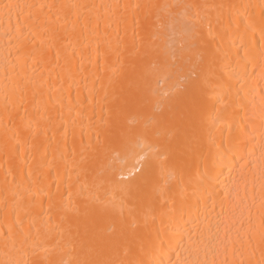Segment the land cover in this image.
<instances>
[{"label": "bare ground", "instance_id": "1", "mask_svg": "<svg viewBox=\"0 0 264 264\" xmlns=\"http://www.w3.org/2000/svg\"><path fill=\"white\" fill-rule=\"evenodd\" d=\"M0 264H264V0H0Z\"/></svg>", "mask_w": 264, "mask_h": 264}]
</instances>
